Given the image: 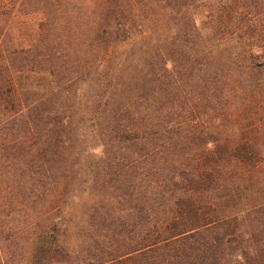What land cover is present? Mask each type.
<instances>
[{"label":"trees","instance_id":"16d2710c","mask_svg":"<svg viewBox=\"0 0 264 264\" xmlns=\"http://www.w3.org/2000/svg\"><path fill=\"white\" fill-rule=\"evenodd\" d=\"M211 2L0 0V264H264V199L229 210L225 175L264 151L246 129L220 141L230 109L264 92V0ZM100 121L108 159L129 155L87 192L74 167ZM89 192L106 193L71 210Z\"/></svg>","mask_w":264,"mask_h":264},{"label":"rangeland","instance_id":"374dc122","mask_svg":"<svg viewBox=\"0 0 264 264\" xmlns=\"http://www.w3.org/2000/svg\"><path fill=\"white\" fill-rule=\"evenodd\" d=\"M210 1H212L211 4L215 5L218 0H210ZM164 2L165 1H163L162 3ZM208 5L209 4L200 5L199 2L194 1L191 3L190 6L191 12L189 14H186L184 17H186V20H190L192 19V17L196 18V20L198 21L197 23H200L201 20L204 19V16L207 14ZM149 14L153 17L155 16L152 15L151 13ZM31 15L32 17L28 19L27 22L34 24L36 16L34 14ZM184 17H183V21L185 20ZM129 48L130 47L128 46L125 48V50H129ZM177 53L178 52L176 50L170 49L169 60L167 62L169 69H171L173 66H177V60H173L176 59L177 57L178 58L181 57L180 54ZM83 65H84L83 62L79 63L77 66H74L73 69L82 71L84 68ZM89 81H90L89 79H84L83 81H78L76 85V87L78 88L77 90L80 92L78 93L77 97H81L83 95L82 97L83 100H81L83 103H85L84 99L91 95L90 91H88L89 85H91V81L90 82ZM167 95H168L167 103L169 107H171L176 102L174 91L170 88L169 93ZM242 100L243 99L241 98L233 101H235L236 103H241L243 102ZM245 101L247 106L245 111H243V113H240L231 108L230 113L227 116L228 120L226 119L227 120L226 121L222 119V121L225 122L221 126L222 138L220 141L226 140L228 142H236L238 141V139L241 138V133L244 131V129H246L247 133H249L247 137H251L253 139L252 141L258 143L264 151V92L258 97L256 96L249 97ZM249 122H253V123L250 124ZM99 124L101 126H104V124H101L100 121V123H98V126L97 125L93 127L89 126L86 129H84V131H82L80 135V140L81 141L83 140V143L80 144L82 148L80 158L82 160L80 161L78 166L74 167V170L75 171L77 170L79 172L77 175V179H79V182L81 183V188L83 187L84 189H86L87 192L93 191L94 188L92 187V184L95 179V176H99L101 177V179H104L102 167L106 165L107 161H114L116 163L122 162L124 161L123 157L129 155V153L125 152L124 149L118 148L116 152V157L118 159H108L113 157L115 153L113 154L109 150L110 145L107 143L108 137L106 136L105 131H103L104 133L103 132L101 133ZM248 170L249 169L247 168L244 169L243 171L236 168H232V170L225 172V175H227V177L232 178L231 179L232 182L234 178H239V180L235 182L237 186L234 185L232 187L231 185L232 195L229 196V201H232L231 198L232 196L233 198L234 197L235 198L234 201L231 202L230 204L231 206L228 209L242 214H244L245 209H248L249 207L253 206V202L251 199L252 197L262 196L263 197L262 199H264V161H263V165L260 167L258 171H252V170L248 171ZM229 183L231 184L230 181ZM91 193L93 192L88 193L90 194L89 196L84 195L82 201L81 199H76L70 206L71 210L72 209L79 210L81 207L79 204H81V202H86V206L96 205L95 203L98 202L97 199L100 198L103 199V196L105 195L106 192H100L99 194L96 193L91 194ZM253 217L254 215L252 214L250 218ZM251 220H254V218ZM250 221L246 223L245 226V229H248L247 231L251 230ZM231 229L232 228L229 227L227 229V232L230 231ZM216 230L218 231L217 232L218 234L226 233L225 229L222 228L219 229L217 228ZM244 232H242L241 237H238L237 239L239 240V243L237 244L239 245V247L245 245V243L250 239L251 236L250 233H244ZM72 239L73 241L81 240V238L77 239L75 235L72 237Z\"/></svg>","mask_w":264,"mask_h":264}]
</instances>
